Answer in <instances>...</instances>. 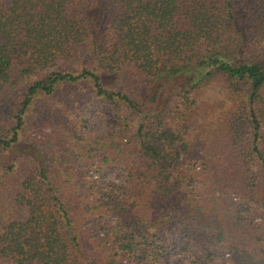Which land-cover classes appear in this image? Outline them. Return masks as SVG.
I'll use <instances>...</instances> for the list:
<instances>
[{
	"label": "trees",
	"instance_id": "trees-1",
	"mask_svg": "<svg viewBox=\"0 0 264 264\" xmlns=\"http://www.w3.org/2000/svg\"><path fill=\"white\" fill-rule=\"evenodd\" d=\"M56 97L115 110L95 162L125 166V184L20 153ZM196 132L234 148L220 185L264 212V185L248 183L254 167L264 177V0H0V264H162L176 248L213 262L185 241L264 264V243L233 229L230 194L211 202L197 190Z\"/></svg>",
	"mask_w": 264,
	"mask_h": 264
},
{
	"label": "rangeland",
	"instance_id": "rangeland-1",
	"mask_svg": "<svg viewBox=\"0 0 264 264\" xmlns=\"http://www.w3.org/2000/svg\"><path fill=\"white\" fill-rule=\"evenodd\" d=\"M17 98L18 96L15 95L8 103L15 105ZM117 122L115 110L106 104L89 102L87 98L80 99L76 104L73 102L70 104L65 98L56 97L49 101L44 110L41 109L39 114L32 117L25 141L20 143L18 149L20 153L44 151V154L47 153L50 157H64L67 162L71 159L77 160L79 161L77 165L84 167L80 172L83 178L84 175L88 179L92 177L94 182L98 181L100 185L125 184L127 181L125 166L113 162L112 165H102L101 169L98 167L99 163L95 162V158L99 155V152L95 150L98 147L94 144L95 139L97 136L112 134L118 127ZM198 135L196 132L190 146L193 149L190 158L200 157L196 164L199 172L195 181V186H198L197 190H202L204 197H212L211 202L216 201L214 198L220 195L225 197L230 194L229 201L234 204L235 211L239 213V218L231 217L233 229L237 227L244 229V234L239 232L243 241L249 240L253 243L252 245L264 243V212L258 206L259 204L249 200L245 195L233 192L231 188L220 185L221 181L218 180L221 178L222 171L219 160L226 158L227 161H232L234 157L231 151L234 148H230L232 150L226 154V148L229 147L227 143L224 147L219 145L220 140L219 143L212 144L211 141L205 139H203L205 141L199 140ZM125 141L118 138L116 142L117 145L122 143V147H125ZM110 146L114 148L115 145L112 142ZM11 156L4 155L2 159L7 160ZM96 168H99V171ZM252 174L255 177L249 179L248 183L253 184L256 190L258 184L264 185V177L256 167L253 168ZM260 177H263V180ZM98 234L102 237L104 233L98 232ZM93 241L87 239V246H93ZM184 244L199 256L207 251L214 252L215 258L208 264H237L232 253L223 249L219 244L213 246L197 241H185ZM162 264H190V260L187 253L176 248L163 256Z\"/></svg>",
	"mask_w": 264,
	"mask_h": 264
}]
</instances>
